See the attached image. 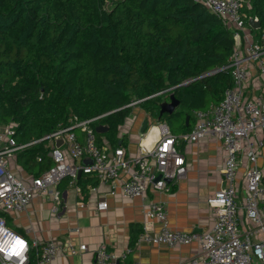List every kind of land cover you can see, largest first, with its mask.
<instances>
[{
	"label": "trees",
	"instance_id": "obj_1",
	"mask_svg": "<svg viewBox=\"0 0 264 264\" xmlns=\"http://www.w3.org/2000/svg\"><path fill=\"white\" fill-rule=\"evenodd\" d=\"M245 10L264 29V0ZM235 48L233 30L196 0H0V122L16 123L24 141L72 115H104L94 123L98 144L125 148L118 134L132 114L127 105L143 99L139 107L184 133L194 111L218 104L233 84L230 73L210 71ZM173 86L180 109L161 114L157 93ZM48 152L38 144L18 159L39 176L54 164ZM98 182L89 174L77 179L84 192ZM142 231L132 225V244Z\"/></svg>",
	"mask_w": 264,
	"mask_h": 264
},
{
	"label": "built area",
	"instance_id": "obj_2",
	"mask_svg": "<svg viewBox=\"0 0 264 264\" xmlns=\"http://www.w3.org/2000/svg\"><path fill=\"white\" fill-rule=\"evenodd\" d=\"M196 1L221 17L236 39V48L228 63L210 71L224 70L231 74L233 84L225 89L223 99L207 109L194 111L193 125L184 133L173 134L162 123L160 138L154 147L145 151L139 144L136 153L123 146L110 149L108 143L98 144L94 123L104 115L90 119L72 115L67 123H59L50 133L24 141L19 138L16 123L0 122V213L23 211L36 196L48 198L49 195L51 211L57 215L63 204L59 184L70 178L69 185L80 192L77 179L81 171V175L96 176L100 183H110L112 193L118 184L127 197L142 199L145 222L136 245L149 243L175 248L197 242L199 252L189 264H264V167L257 165L259 149L264 145V92L253 97L244 94L247 61L256 60L264 75V29L260 39L253 40L245 10L252 0ZM175 88L169 87L157 95L169 96ZM142 101L135 100L127 106L134 107ZM257 130L263 136L253 139L250 134ZM206 135L218 137L227 154L221 170L225 184L207 199L215 220L208 230H179L170 225L165 202L149 197V192H170L188 170L180 145L197 142ZM60 140L62 143L58 144ZM38 144L49 150L48 156L54 164L39 176L28 171L25 176L18 173L19 154ZM243 144L247 145L248 163L241 177L238 173ZM85 160L88 162L82 163ZM97 209L107 210L108 202L100 200ZM150 219L158 221V231L152 230ZM18 240L23 242L22 249L16 246ZM14 246L19 255L14 254ZM87 249L86 243L72 237L43 242L29 240L10 228L6 217L0 214V264H54L60 253L74 255ZM131 251L128 248L115 254L101 241L94 251V264H118Z\"/></svg>",
	"mask_w": 264,
	"mask_h": 264
},
{
	"label": "crops",
	"instance_id": "obj_3",
	"mask_svg": "<svg viewBox=\"0 0 264 264\" xmlns=\"http://www.w3.org/2000/svg\"><path fill=\"white\" fill-rule=\"evenodd\" d=\"M260 29H250L253 40L260 39ZM246 63L248 77L244 85L245 96L262 94L264 75L260 73L257 61L251 60ZM179 109L180 107H177L175 111ZM136 110L139 113L132 118ZM145 120L148 121L145 132L151 127H158L161 132V124H166L159 116L147 113L139 105L133 108L132 114L120 126L118 134L119 138L126 142L125 148L129 152L138 151L143 139L142 137L139 141L138 136L140 133L145 134L142 131ZM193 122L192 120L191 127ZM160 132L156 136V142L160 138ZM250 136L253 139L262 138L263 133L257 130ZM246 147L247 145L243 144L240 153L238 174L241 177L248 163ZM180 148L184 151L188 166L186 175L173 184L172 191L149 192V197L165 202L168 219L173 228L186 231L208 230L214 223L215 214L207 199L225 184L221 170L227 157L226 151L221 140L214 135H206L197 142L182 143ZM86 162L88 161H82ZM18 163L16 171L27 175V170L21 162ZM257 165L264 167V145L259 149ZM91 186L97 189L91 190ZM60 189L63 193V204L57 215L51 211L52 201L49 195L48 198L36 196L25 210L6 214L9 227L29 240L37 239L43 242L48 239L72 237L79 243L88 245V249L79 254L60 253L54 264H94V251L101 241H105L109 251L115 254L128 248L132 249L120 264H189L190 259L199 252L197 242L175 248L149 243L132 244V225H140L143 230L145 222L143 202L140 197L129 198L124 195L118 184L114 193L110 183L100 182L96 185L88 184L85 192L83 190L78 192L75 186L69 184ZM100 200L108 202L107 210L98 211L97 203ZM149 223L152 230L160 229L155 219H150Z\"/></svg>",
	"mask_w": 264,
	"mask_h": 264
},
{
	"label": "water",
	"instance_id": "obj_4",
	"mask_svg": "<svg viewBox=\"0 0 264 264\" xmlns=\"http://www.w3.org/2000/svg\"><path fill=\"white\" fill-rule=\"evenodd\" d=\"M248 24L251 26V28H254V29L261 28V21L259 20L258 17H254V16L249 17ZM179 105H180L179 100L175 98L174 93H171L169 95V99L165 98L160 102V107H161L160 112L161 114H163L164 112L173 113ZM187 121H189V117H187ZM147 126H148V121L145 120L143 124V128H142L143 132H145ZM105 130H107V127L104 125H99L97 127V131H105ZM61 143H62V140L58 141V144H61ZM80 176H81V171H79L78 173V177ZM118 264H120V262H118Z\"/></svg>",
	"mask_w": 264,
	"mask_h": 264
},
{
	"label": "clouds",
	"instance_id": "obj_5",
	"mask_svg": "<svg viewBox=\"0 0 264 264\" xmlns=\"http://www.w3.org/2000/svg\"><path fill=\"white\" fill-rule=\"evenodd\" d=\"M160 132L158 127H151L147 129L144 134V137L141 141V147L145 151H150L152 147H154L156 143V136Z\"/></svg>",
	"mask_w": 264,
	"mask_h": 264
},
{
	"label": "rangeland",
	"instance_id": "obj_6",
	"mask_svg": "<svg viewBox=\"0 0 264 264\" xmlns=\"http://www.w3.org/2000/svg\"><path fill=\"white\" fill-rule=\"evenodd\" d=\"M166 96H167V95H162L163 99H165ZM163 99H162V100H163ZM138 105H139V104H137L136 106H134V107H132V108H135V107H137ZM179 107H180V106H178V108H179ZM138 113H139L138 110L134 111V113H133V115H132V118H134L136 115H138ZM138 137H139V141H140L141 138L144 137L143 133H140ZM0 214H2L3 216L5 215V217H6V214H7V213H0ZM18 233H19V232H18Z\"/></svg>",
	"mask_w": 264,
	"mask_h": 264
},
{
	"label": "snow or ice",
	"instance_id": "obj_7",
	"mask_svg": "<svg viewBox=\"0 0 264 264\" xmlns=\"http://www.w3.org/2000/svg\"><path fill=\"white\" fill-rule=\"evenodd\" d=\"M16 246H18L19 248L22 249V248H23V242H22V241H19V240L16 241ZM14 254H15V255H19V252H16V251H15V246H14Z\"/></svg>",
	"mask_w": 264,
	"mask_h": 264
}]
</instances>
